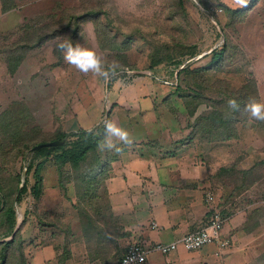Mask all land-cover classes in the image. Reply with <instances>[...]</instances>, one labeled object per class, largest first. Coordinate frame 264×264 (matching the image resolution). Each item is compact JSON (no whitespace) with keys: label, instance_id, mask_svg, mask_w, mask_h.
<instances>
[{"label":"rangeland","instance_id":"obj_1","mask_svg":"<svg viewBox=\"0 0 264 264\" xmlns=\"http://www.w3.org/2000/svg\"><path fill=\"white\" fill-rule=\"evenodd\" d=\"M11 6L14 9L3 11ZM83 10L90 16L78 24L75 43L95 50L109 71L113 60L119 62L116 74L104 78L105 92L113 80L147 77L150 84L158 82L177 90L183 104L184 97L189 96L190 107L195 104V95L208 101L198 105L194 123L207 116L231 120L232 138L222 142L234 140V152L237 149L235 163L221 170L224 177L214 192L220 190L226 200L232 189L237 192L233 197H237L245 192L246 185L260 181L251 194L264 198V121L244 110L251 98L264 103V0H0V64L6 65L10 74L4 79L8 82L0 83V241L10 238L19 225L16 243L8 251V264H17L20 250L24 264H28L32 253L38 251L42 232L49 237L51 233L63 234L60 230H65V225L56 218L55 210L45 212L41 196L46 187L54 189L57 185L81 191L92 187L93 163L100 162L105 150L102 144L98 153L96 149L89 152L78 164L55 160L72 148L64 146L65 142L55 146L49 157L36 155L39 149H31L32 144L53 142L64 133L57 125L56 94H66L65 119H70L66 111L75 99L72 90L63 93V89L71 87L72 76L82 78L83 72L64 60L56 37L24 54L10 49L34 30L65 21V12L80 16ZM69 32L57 37L69 38ZM223 48L222 60L212 63L213 53ZM21 63L23 67L17 71ZM56 67L64 72L58 79ZM233 99L242 106L237 115L228 103ZM165 106L174 113L169 104ZM108 108L109 104L106 118ZM200 135L199 139L219 142L226 134L221 129H209ZM41 163L42 184L37 196L34 172ZM253 164L258 166L247 171L252 174L248 178L245 168ZM66 215L70 217L71 211Z\"/></svg>","mask_w":264,"mask_h":264},{"label":"crops","instance_id":"obj_2","mask_svg":"<svg viewBox=\"0 0 264 264\" xmlns=\"http://www.w3.org/2000/svg\"><path fill=\"white\" fill-rule=\"evenodd\" d=\"M7 71L0 64V83L8 82ZM54 72L57 79L64 75L62 68ZM71 78V87L63 89L72 90L75 99L66 111L70 119H65L66 94H56L62 131L97 130L104 119L127 130L129 140L112 138L120 151L105 148L100 162L93 163L92 187H46L41 204L48 214L55 210L65 230L50 237L42 232L28 264H118L133 241L170 244L203 227L213 209L206 195L224 177L221 170L237 159L234 140L199 139L194 121L200 106L190 116L177 90L150 84L147 77L113 80L106 92L104 77L92 72ZM107 104L111 110L106 118ZM258 185L260 181L246 185L237 197L232 189L226 200L220 190L214 192L225 220L222 240L229 247H179L167 255L151 254L146 264H264V198L251 194Z\"/></svg>","mask_w":264,"mask_h":264},{"label":"trees","instance_id":"obj_3","mask_svg":"<svg viewBox=\"0 0 264 264\" xmlns=\"http://www.w3.org/2000/svg\"><path fill=\"white\" fill-rule=\"evenodd\" d=\"M12 9H14V6H11L8 8L5 7L3 11L7 12ZM65 13L66 14L62 15L65 18L64 19L65 21H63L64 23L63 22L61 23L59 21L52 27L44 26L43 28L40 27L39 29L34 30L29 36L25 38V40L20 41L19 43L11 46L10 49L12 50V52H14V50H18V51H22L24 54L28 51L41 47L46 41L59 36L58 35L59 33L63 35L66 31L71 32V35L69 36L67 35V37H69L75 43L77 35L80 32V27L78 26V24L82 20H86L88 16H90V14H89V11H86V10H83V13L80 16H77L72 11L70 12L68 11ZM98 16L99 15L95 13V17H98ZM57 56H60V53L59 54L57 53ZM223 57H224V48L221 49L220 52L213 53L212 63L220 62ZM21 59L22 57L19 59V61L16 62V64H18V62H20ZM194 99H195V104L190 107V101H189L190 97L189 96L184 97V104L190 116L194 115L198 105L205 104L208 102V101H205L204 99H201V97L197 95H195ZM239 101H242V100H239ZM211 106L214 107L215 104L211 103ZM239 106L240 108L239 110L236 111V115L240 113V110L242 108L240 102H239ZM215 118L213 119L210 116L199 118L196 121L195 126H194L196 134L202 135L205 132H209V129H212V130L221 129L226 134L224 135V137H222L221 140L224 141V140L231 139L232 129H229L230 125H232L231 120L230 121L227 120L225 122L223 121L222 118H218V117L216 119ZM234 120H238V119H234ZM104 132H105V128L102 127L99 130L97 129V130H92V131L80 130V131H76V132L69 133V134L59 133L51 141L60 140L61 142H65L64 146L71 145L72 148L68 151H63L60 155H57L55 157V160L58 162H62V163L69 161V162H72L73 164H78L84 161L89 152L94 151L96 148H98V146H100V144H102L104 140V136H105ZM68 138H74V140L66 141ZM208 140L211 141L210 139ZM33 147H35V145L32 144L31 149ZM27 148H30V147L27 146ZM55 149L57 148L55 147L54 148H41L36 152V155L44 153L46 157H49L51 152L55 151ZM42 167H43V163L38 164L34 172L36 183L34 184L33 189H34V194L37 196L40 195V185L42 184V177L40 175V170L42 169ZM10 232H12V228L9 229L8 233ZM15 243H16V238L10 242L0 243V264H8V261H7L8 251L10 247H12V245H15ZM18 257H19V261L17 262V264H24V257H23V253L21 250H20V255Z\"/></svg>","mask_w":264,"mask_h":264},{"label":"clouds","instance_id":"obj_4","mask_svg":"<svg viewBox=\"0 0 264 264\" xmlns=\"http://www.w3.org/2000/svg\"><path fill=\"white\" fill-rule=\"evenodd\" d=\"M241 3H246V0H240ZM60 41L57 44V48L61 51L64 60L74 65L77 69L82 72H92L98 76L108 79L110 75H115V69L118 67L119 62L113 60L110 65L111 71L105 67V61L102 57L93 49L84 46L81 43H74L70 38L56 37ZM229 105L236 110H239L240 106L236 100H229ZM244 110L249 113L252 118L256 120L264 121V103L251 98L250 101L245 105ZM105 139L103 147L108 150L115 149L120 151L113 141V137L128 142L129 133L127 130L118 127L112 121H105Z\"/></svg>","mask_w":264,"mask_h":264},{"label":"built area","instance_id":"obj_5","mask_svg":"<svg viewBox=\"0 0 264 264\" xmlns=\"http://www.w3.org/2000/svg\"><path fill=\"white\" fill-rule=\"evenodd\" d=\"M206 198L207 202L213 205V209L203 227L185 235L181 240L170 244L160 242L146 244L141 241H133L128 246L118 264H146L151 254L160 253L167 255L179 247L184 248L186 251H197L206 245L213 244L219 246L220 249L229 247L228 241L222 240V229L225 220L216 202V198L210 193L206 195ZM152 227L158 228L157 223H152Z\"/></svg>","mask_w":264,"mask_h":264},{"label":"water","instance_id":"obj_6","mask_svg":"<svg viewBox=\"0 0 264 264\" xmlns=\"http://www.w3.org/2000/svg\"><path fill=\"white\" fill-rule=\"evenodd\" d=\"M110 108H108L107 110V113L109 112ZM62 142L61 141H53V142H49V143H45V144H41V145H38V146H35L33 148V150H38L40 148H48V147H55V146H58V145H61ZM18 228H19V225H17L11 235L10 238L8 239H4V240H1L0 243H5V242H10L12 241L14 238H15V235L17 234L18 232Z\"/></svg>","mask_w":264,"mask_h":264}]
</instances>
